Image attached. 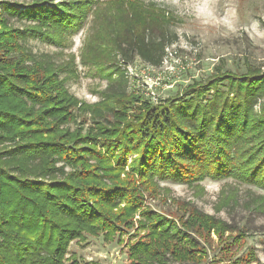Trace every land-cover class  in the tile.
Instances as JSON below:
<instances>
[{
    "label": "trees",
    "instance_id": "1",
    "mask_svg": "<svg viewBox=\"0 0 264 264\" xmlns=\"http://www.w3.org/2000/svg\"><path fill=\"white\" fill-rule=\"evenodd\" d=\"M105 9L97 0H0V264H78L74 254L65 262L66 249L86 234L125 243L129 264L199 263L211 231L234 228L167 199L155 179L233 175L264 185V62L236 72L221 60L151 101L128 90L126 67L135 56L161 65L177 34L161 8L108 0ZM89 12L97 22L79 54L107 79L92 102L66 85L74 53L57 61L24 44L65 47ZM148 197L174 207L158 211ZM130 229L135 239L124 240Z\"/></svg>",
    "mask_w": 264,
    "mask_h": 264
},
{
    "label": "rangeland",
    "instance_id": "2",
    "mask_svg": "<svg viewBox=\"0 0 264 264\" xmlns=\"http://www.w3.org/2000/svg\"><path fill=\"white\" fill-rule=\"evenodd\" d=\"M14 1L20 4L31 2ZM133 1L141 3L149 11L158 12L161 8L168 16V29L177 34L176 41L167 46L161 65L152 66L135 56L126 67L128 90H138L151 101L174 95L193 79L206 78L221 60L223 69L236 72H243L246 62L252 65L264 62V0ZM107 3L108 0H97L98 11L107 12ZM95 7L93 5L92 10ZM96 22L89 12L88 21H84L77 32L67 37L65 47L37 38L24 41L33 52H48L57 61L67 59L70 53H74V61L65 68L72 71L66 85L75 96L89 102L99 98L97 91L107 83L97 67L85 65L79 54L85 37L94 30ZM155 180L167 199L175 198L181 206L187 204L234 228L232 231L226 230L221 238L211 231L209 245L206 246L207 256L203 261L174 264H230L235 258L249 256L250 253L255 259L246 264H264V185L233 175H203L191 182ZM171 202L147 198L148 205L158 211L171 210L174 207ZM132 232L130 229L123 235L124 240L135 239ZM124 244L116 240L107 242L101 234H86L84 240L74 239L70 242L65 262L71 263L70 256L74 254L78 264H129Z\"/></svg>",
    "mask_w": 264,
    "mask_h": 264
}]
</instances>
